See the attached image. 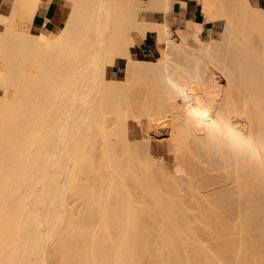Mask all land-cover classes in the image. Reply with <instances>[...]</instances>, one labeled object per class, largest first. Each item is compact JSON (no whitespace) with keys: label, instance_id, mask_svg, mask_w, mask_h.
Segmentation results:
<instances>
[{"label":"bare ground","instance_id":"obj_1","mask_svg":"<svg viewBox=\"0 0 264 264\" xmlns=\"http://www.w3.org/2000/svg\"><path fill=\"white\" fill-rule=\"evenodd\" d=\"M11 1V15L0 13V264H264V164L187 129L185 101L165 82L264 147V8L182 1L205 15L188 20L193 46L171 35L174 0L146 1L160 22L141 15L143 0ZM54 5H65L63 26L24 29L22 16ZM149 32L156 60L134 37ZM118 58L125 78L112 80ZM130 117L147 122L135 145L148 151L150 123H164L160 134L177 141L175 179L132 146Z\"/></svg>","mask_w":264,"mask_h":264},{"label":"rangeland","instance_id":"obj_2","mask_svg":"<svg viewBox=\"0 0 264 264\" xmlns=\"http://www.w3.org/2000/svg\"><path fill=\"white\" fill-rule=\"evenodd\" d=\"M147 0H143V5H142V11H141V15H143L145 17V19L147 20H150V21H162V16H160L159 14H156L154 12H151L148 10L147 6ZM228 2V0H223V2L226 4L225 5V9L226 7L229 8V12L231 10H233L234 8L230 9V2L231 0ZM10 2H12L10 0ZM217 3H219L218 7L221 5V2L220 0H216ZM252 5L257 7L254 2L252 1ZM62 7V10L65 9V5H58V7ZM177 8L179 7V4L176 5ZM199 10L201 11V7L199 6ZM0 13L9 17L12 13V9H11V5L8 7V8H4V6L2 5V0H0ZM178 11H173L172 12V15H173V18H174V22H173V25H172V28H171V35L172 37L174 38L175 41H181V40H187V42L191 45L194 46V40H193V32L191 30H189L187 28V30H182L183 31V34L184 35H181L179 33V30H181L180 28L183 27V18L179 17L178 15ZM22 19H23V26H24V29L28 32V33H31L33 34L32 32L34 31V29H39L42 24H44V19L42 18L41 14H36L34 15L33 19H29L28 16H22ZM205 19V15L203 14V20ZM202 20V21H203ZM33 21V22H32ZM182 21V22H181ZM63 26V25H62ZM0 31H4V27L2 25H0ZM134 37L137 39V41L139 42V47H140V44L142 42L141 40V37L139 36L138 33H134ZM157 38V35L155 33H152V40H153V43H152V47H151V51L146 53L145 56L142 55V57L146 60H156L158 59V57L160 56L159 53H158V49L156 47V44H155V40ZM197 46H199L197 44ZM119 61L122 62L121 64H119ZM28 67L32 68L31 65L29 66V64H27ZM126 65V61L125 60H118L117 63L114 65L113 67V72L110 73V76L109 78L112 79V80H123L125 78V72L123 71V68L124 66ZM28 69V68H27ZM2 94V91L0 90V95ZM128 122H129V138H130V143H132V146H133V143L134 145L139 144L142 145L143 140L144 141H147L144 139V136H147L149 135V131L145 130L147 128V122L144 120V122L142 124L138 123L137 120H135V118H128ZM109 129L112 128L111 126V123L109 124ZM150 125L152 126V139H151V143H150V149L149 151L147 150L146 147H143V146H134L135 148H138L139 150L142 149L141 151H137L138 154L140 153H144L143 152L144 150H146V153L149 152L153 158H155V162H156V165L158 167L159 165V169H160V166L162 165V163L165 165V166H161L162 170L163 171H166L167 174H165L166 177H173V179L176 178V173H177V148H176V143L177 141L174 140L173 137H166L165 135H162L160 134V132H163L164 130V123L161 121H156L154 123H150ZM132 141V142H131ZM141 142V143H140ZM179 142V141H178ZM180 143V142H179ZM182 145L185 147V152H188V150L186 149L187 148V144L184 143V142H181ZM98 151L101 153V146L99 145L98 147ZM140 152V153H139ZM120 153V152H119ZM189 153V152H188ZM142 154H141V157H142ZM143 154V157L144 156ZM191 154V152H190ZM120 155L119 159L120 160H124V157ZM163 161V162H162ZM181 164L183 166V170L185 171H191V168H189V165L186 163V162H182L181 161ZM162 171V172H163ZM207 173V174H206ZM202 174V175H201ZM199 173L198 175H196L199 180H201L202 182L207 180L210 175L207 171L203 172V173ZM205 174V175H204ZM175 175V177H174ZM209 175V177H208ZM207 176V177H206ZM205 177V179H204ZM202 178V179H200ZM207 178V179H206ZM169 179V178H168ZM171 179V178H170ZM216 187L218 189H214V192L215 193H218L219 194V185ZM218 191V192H217ZM217 194V195H218ZM182 195H185V198L187 199V201L189 202L188 204L189 205H192V203L189 201V195L187 194V191H184ZM73 201V207L75 209V212H78V210L80 209L81 205H80V202L75 198L73 197L72 199ZM192 214L194 216H198L199 217V211L196 210L195 208H193L192 210ZM209 248H213V249H218L219 246L218 245H213V246H210Z\"/></svg>","mask_w":264,"mask_h":264},{"label":"clouds","instance_id":"obj_3","mask_svg":"<svg viewBox=\"0 0 264 264\" xmlns=\"http://www.w3.org/2000/svg\"><path fill=\"white\" fill-rule=\"evenodd\" d=\"M165 82L175 97L185 101L183 115L187 129L205 138L208 146L214 145L221 152H230L252 164H264V147L255 138L238 128L230 118L213 114L211 107L194 98L184 85L170 78ZM204 113H207L206 117Z\"/></svg>","mask_w":264,"mask_h":264},{"label":"crops","instance_id":"obj_4","mask_svg":"<svg viewBox=\"0 0 264 264\" xmlns=\"http://www.w3.org/2000/svg\"><path fill=\"white\" fill-rule=\"evenodd\" d=\"M184 0H174V5H170L169 10H168V14H167V19L170 22V24L174 22V18L172 15L173 11H178V15L179 17L183 18L184 22H183V27L180 28L181 30H187V23H190L191 21L188 20H192V22H201L203 20V8L201 5L197 4H189L188 6H183L181 3ZM254 2V4L257 7L260 8H264V0H251ZM177 4H179V7L177 8ZM2 5L4 6V8H8L11 5L10 0H2ZM199 6L201 7V11L199 10ZM63 7V6H62ZM62 7H58V5H54L51 8H48L47 10H45L43 13H41L42 18L45 19H49L51 22H55L53 24L58 25V26H62L63 25V19H64V11L62 10ZM173 19H171V18ZM61 22V23H60ZM182 22V21H181ZM172 28V26H171ZM153 43L152 40V33H148L147 36L142 40L140 46V50L142 55L145 56L146 53L151 51V45ZM155 44H156V40H155ZM157 47V46H156ZM158 49V48H157ZM119 60H123L118 58ZM118 59L116 60V63L118 61ZM122 62L119 61V64H121Z\"/></svg>","mask_w":264,"mask_h":264},{"label":"snow or ice","instance_id":"obj_5","mask_svg":"<svg viewBox=\"0 0 264 264\" xmlns=\"http://www.w3.org/2000/svg\"><path fill=\"white\" fill-rule=\"evenodd\" d=\"M203 115L206 117L207 116V113H204Z\"/></svg>","mask_w":264,"mask_h":264}]
</instances>
